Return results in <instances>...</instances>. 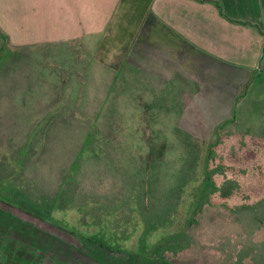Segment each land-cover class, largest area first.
<instances>
[{"label":"crops","instance_id":"crops-1","mask_svg":"<svg viewBox=\"0 0 264 264\" xmlns=\"http://www.w3.org/2000/svg\"><path fill=\"white\" fill-rule=\"evenodd\" d=\"M0 31L12 48L83 45V69H94L102 109L111 102V118L116 116L109 122L101 109L91 117L112 126L97 135V183H60L57 163L40 165L27 143L39 120L79 123V116L54 110L66 106L62 101L0 95V199L29 205L33 187L43 185L48 213L67 202L77 205L68 223L91 222L93 227L84 225L92 228V241L86 239L93 244L135 235L132 245L140 243L143 255L165 264H264L262 197L246 192L258 185L208 177L211 167H229L224 155L239 158L245 149L264 154V0H0ZM4 83L0 93L14 87ZM20 85L19 91L33 92V84ZM130 99L133 122L146 126L141 137L117 127ZM167 121L174 125L169 135L164 126L151 131V124ZM147 134L164 146L171 140V148L154 145L161 150L159 163L167 149L190 152L191 171H206L200 183H138L132 161L118 157L149 151ZM102 147L112 150L105 164ZM232 161L239 166V159ZM74 184L75 202L68 192ZM4 212L24 214L0 200L1 217ZM51 213L52 222H66Z\"/></svg>","mask_w":264,"mask_h":264},{"label":"rangeland","instance_id":"rangeland-1","mask_svg":"<svg viewBox=\"0 0 264 264\" xmlns=\"http://www.w3.org/2000/svg\"><path fill=\"white\" fill-rule=\"evenodd\" d=\"M83 53L85 54L83 45L75 43L47 44L42 47L28 48L10 47L7 52L0 50V84L6 82L14 85L6 92L0 93L2 100L62 101L66 106L63 109L54 108V110H63L64 116H79L80 118L79 123L65 121L63 124H52L48 117L39 120L33 124V133L27 143V146L33 148V153L38 154L40 165H44L46 160L50 163L54 160L57 163L60 183H97L94 167L97 135L101 131L103 133L111 131L112 127L109 123H98L99 118H91L101 111L104 105V92L102 86L93 81L94 69L91 71L83 69L87 62L83 59ZM96 78L99 79V74ZM20 84H33V92L19 91L24 90ZM134 102V99H130V107L127 104L120 108L123 113L118 114L120 123L117 127H126L134 133L135 137H141L140 135L146 131V126L143 123L133 122L131 116L136 108ZM136 110L139 111V107ZM102 111V116H105L107 121L112 122L115 119L116 116L113 117L114 119L111 118L113 115L111 102L107 107H103ZM62 115L57 114L56 118ZM162 123L164 125L156 124L154 127L151 124V131L164 126L163 131L169 135L168 132L173 130L174 125L167 124L168 121ZM51 127L59 128L60 131L56 130L53 134ZM97 128H101L100 131ZM143 138L145 147H148V134ZM102 139L106 140L105 135ZM170 142L171 140L165 141L164 146L163 140H149V151H142L138 148L134 150V154L131 151L129 154L125 152L118 158L125 161L128 157L132 161L134 178L138 183H200L206 171H191L195 158L190 152L186 155L184 152L177 155L167 149L168 151H165L159 163L160 149L171 148ZM52 144L53 147H51ZM155 144L160 149H154ZM220 144L222 146V143ZM108 151L106 147L98 151V155L102 154L104 164L108 163L107 160L112 157V150L108 149ZM251 151L245 149L239 158L224 155L223 159L230 162L229 167L224 166L226 168L221 171L211 167L208 177L211 181H217L215 183H255L258 187L247 188V195L262 197L264 209V154L253 156ZM219 154L222 155V153ZM214 158L218 159L216 156ZM233 159H239V166L232 165ZM118 173L122 174L121 167L118 168ZM47 180L45 173L42 182L46 183ZM35 183L39 181L35 179ZM75 185H72L68 191L73 202L76 201L73 196L76 197L77 193L74 191ZM46 195L44 186L40 185L35 189L33 187V203L29 205L25 203L26 205L22 206L11 200L0 199L7 208L24 213V217L20 214L12 217L10 213H1L3 215L0 219L4 227L0 229V264H165L153 260V254L143 255L140 251V243L132 245L135 235L118 237L108 242L107 245L106 243L98 245L89 242L87 239H91L90 241L93 239L90 237L92 228L88 229L84 224L93 227L91 222L83 223L78 219L76 222L68 223L72 221L71 215H74L76 211L77 205L75 204L67 202L68 206L56 207L52 213L49 212L56 218L66 221L57 225L56 221L54 223L49 219ZM24 199L28 200V198ZM6 212L10 211L6 210ZM67 224L73 225L69 227ZM79 234L82 235V239L77 237Z\"/></svg>","mask_w":264,"mask_h":264},{"label":"trees","instance_id":"trees-1","mask_svg":"<svg viewBox=\"0 0 264 264\" xmlns=\"http://www.w3.org/2000/svg\"><path fill=\"white\" fill-rule=\"evenodd\" d=\"M0 39H1V41H0V50L3 51V52L4 51L7 52L10 49V46L8 44L7 36L1 31H0Z\"/></svg>","mask_w":264,"mask_h":264}]
</instances>
